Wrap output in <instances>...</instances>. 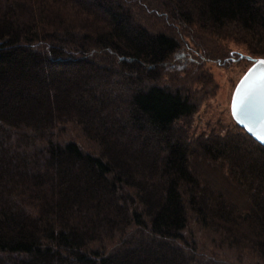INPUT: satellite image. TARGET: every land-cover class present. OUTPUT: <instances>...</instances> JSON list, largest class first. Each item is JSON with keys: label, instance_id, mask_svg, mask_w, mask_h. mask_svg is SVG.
<instances>
[{"label": "trees", "instance_id": "16d2710c", "mask_svg": "<svg viewBox=\"0 0 264 264\" xmlns=\"http://www.w3.org/2000/svg\"><path fill=\"white\" fill-rule=\"evenodd\" d=\"M229 41L264 0H0V264H264V146L162 79Z\"/></svg>", "mask_w": 264, "mask_h": 264}, {"label": "rangeland", "instance_id": "374dc122", "mask_svg": "<svg viewBox=\"0 0 264 264\" xmlns=\"http://www.w3.org/2000/svg\"><path fill=\"white\" fill-rule=\"evenodd\" d=\"M217 45L213 46L211 43L210 50L216 56H221V62L216 58L205 57L202 50L192 49L195 65L188 63L191 55L187 56L188 60L185 59V55H179L176 59L174 58L172 66L174 67V63L179 65L176 69H168L162 78L165 83L183 84L182 87L198 101V111L193 117L191 127V132L196 135L211 131L224 133L235 128L236 123L230 112L232 93L240 78L252 65V62L246 59L223 60L228 49L242 51L239 44L229 41ZM170 63L172 64V62ZM69 128L74 130L72 136L80 138L76 128ZM193 230L198 243H205L207 247H211L210 243L207 244L206 236L204 237V234L196 226L193 227Z\"/></svg>", "mask_w": 264, "mask_h": 264}, {"label": "water", "instance_id": "95a60500", "mask_svg": "<svg viewBox=\"0 0 264 264\" xmlns=\"http://www.w3.org/2000/svg\"><path fill=\"white\" fill-rule=\"evenodd\" d=\"M248 59L252 61L249 67L251 71L248 69L236 84L231 97L230 112L235 123L264 146V85L258 82L260 74L264 72V64H259L258 61L264 58ZM241 99L246 101L244 105H241Z\"/></svg>", "mask_w": 264, "mask_h": 264}, {"label": "snow or ice", "instance_id": "6c2138e0", "mask_svg": "<svg viewBox=\"0 0 264 264\" xmlns=\"http://www.w3.org/2000/svg\"><path fill=\"white\" fill-rule=\"evenodd\" d=\"M259 64H264V60H261V61H258ZM249 71H251V69H249ZM258 82L261 84V85H264V72H262L258 78ZM241 83L243 84L244 81L242 80ZM239 87V86H238ZM245 100L244 99H241L240 103L241 105H244L245 104ZM236 105V97H234V102H233V106L235 107Z\"/></svg>", "mask_w": 264, "mask_h": 264}]
</instances>
